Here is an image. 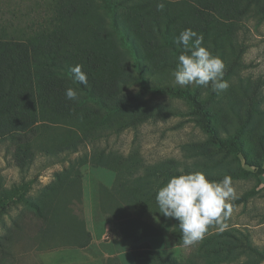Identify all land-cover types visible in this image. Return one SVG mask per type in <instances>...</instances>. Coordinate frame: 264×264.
<instances>
[{"label":"rangeland","instance_id":"374dc122","mask_svg":"<svg viewBox=\"0 0 264 264\" xmlns=\"http://www.w3.org/2000/svg\"><path fill=\"white\" fill-rule=\"evenodd\" d=\"M200 2L167 8L179 34L203 35L225 64L227 90L199 92L220 135L242 125V152L209 143L185 100L153 92L105 117L117 133L76 151L65 148L75 130L50 121L0 135V264H264V0ZM50 14L49 0H0V36L25 40ZM198 171L216 182L233 173L237 199L226 227L186 247L155 197L172 176ZM35 204H49L51 231L41 233Z\"/></svg>","mask_w":264,"mask_h":264},{"label":"trees","instance_id":"16d2710c","mask_svg":"<svg viewBox=\"0 0 264 264\" xmlns=\"http://www.w3.org/2000/svg\"><path fill=\"white\" fill-rule=\"evenodd\" d=\"M160 2L165 7L158 11ZM168 3L49 0L51 14L46 25L32 31L29 38L0 36V119L5 121L0 120V135L27 130L38 120L50 121L75 130L76 140L65 148L76 151L78 144H93L113 129L117 133L118 127H111L105 117L120 112L139 95L153 92L185 100L209 143L241 153L242 125L234 133L220 135L212 126L208 100L201 96L199 86H180L174 81L177 58L184 47L174 42L179 29ZM77 64L87 74V85L72 79L70 68ZM69 87L78 91L77 100L66 98ZM165 108L182 114L179 108ZM225 176L234 174L218 179ZM44 190L58 191L50 185ZM42 206H33L45 223L41 233L51 231L55 223V216L46 210L49 204Z\"/></svg>","mask_w":264,"mask_h":264},{"label":"clouds","instance_id":"9594fccd","mask_svg":"<svg viewBox=\"0 0 264 264\" xmlns=\"http://www.w3.org/2000/svg\"><path fill=\"white\" fill-rule=\"evenodd\" d=\"M163 2L157 4V10H163ZM203 35H198L191 28L181 31L175 43L183 45L177 60V69L173 72L174 81L180 86H208L214 92L227 90L228 81L224 80L225 64L222 59L212 54L203 46ZM72 79L87 85V74L82 65L70 68ZM65 96L68 100H77L79 93L74 88H67ZM159 212L167 218L179 221L184 246H192L203 240L210 225L226 227L225 221L233 211L231 203L237 199L229 176L216 182L206 178L203 172L181 173L172 176L168 182L156 192Z\"/></svg>","mask_w":264,"mask_h":264}]
</instances>
